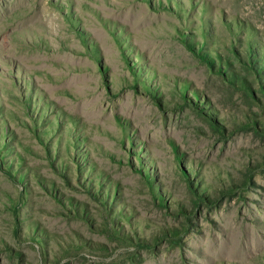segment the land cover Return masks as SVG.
I'll return each instance as SVG.
<instances>
[{
	"label": "rangeland",
	"instance_id": "rangeland-1",
	"mask_svg": "<svg viewBox=\"0 0 264 264\" xmlns=\"http://www.w3.org/2000/svg\"><path fill=\"white\" fill-rule=\"evenodd\" d=\"M0 264H264V0H0Z\"/></svg>",
	"mask_w": 264,
	"mask_h": 264
}]
</instances>
